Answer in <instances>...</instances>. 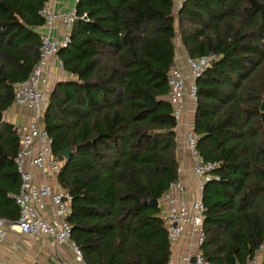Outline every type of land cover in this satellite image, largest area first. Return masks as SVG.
Wrapping results in <instances>:
<instances>
[{
  "label": "trees",
  "instance_id": "16d2710c",
  "mask_svg": "<svg viewBox=\"0 0 264 264\" xmlns=\"http://www.w3.org/2000/svg\"><path fill=\"white\" fill-rule=\"evenodd\" d=\"M48 0H0V112L39 56ZM70 76L50 92L43 125L71 197L67 222L84 264H167L159 201L179 178L178 124L167 101L176 28L186 56L207 58L196 79L198 156L218 164L203 185L204 264H245L264 242V0H79ZM19 135L0 121V219L15 222ZM157 200L158 206L149 204Z\"/></svg>",
  "mask_w": 264,
  "mask_h": 264
},
{
  "label": "built area",
  "instance_id": "2783aa9c",
  "mask_svg": "<svg viewBox=\"0 0 264 264\" xmlns=\"http://www.w3.org/2000/svg\"><path fill=\"white\" fill-rule=\"evenodd\" d=\"M78 1L74 0L75 5ZM184 1L173 0L175 14ZM40 17L43 19L44 28L51 29L59 23L64 28V33L54 38L48 34H40L38 60L29 76L14 87L13 105L30 109L34 115L24 128L16 130L19 135V147L14 164L20 178V187L14 199L19 209V216L13 223L0 219V243L6 240L8 231L15 228L20 234L31 237L47 236L56 245L69 247L75 260L83 263L82 253L72 240L71 228L67 222L70 214V195L61 188L54 189L48 185L37 184L33 175L35 169L55 176L60 171L61 163L52 155V140L42 122L46 109L45 100L49 99L50 95L45 91L48 84L46 68L51 59L58 57L59 50L66 48L70 43V32L78 16L75 7L65 13H56L49 5H45L40 11ZM210 60L186 56L185 62L189 74L185 75L175 66L168 75L167 101L172 107L173 117L178 126L186 112L187 104L192 103L196 106L195 81L209 66ZM59 65L62 67L60 60ZM185 127L184 138L193 163L192 171L202 191L206 183L219 180L214 174L218 164L204 162L198 156L193 122L185 123ZM178 173L180 175V170ZM185 192L186 188L178 178L169 185L159 201L166 223L171 254L174 245L183 238L188 239V253L179 255L177 261L170 256L167 264H204L201 246L205 240L203 229L205 208L201 197L188 201L184 197ZM47 205L51 207L50 215L46 213ZM245 264H264V242L259 246L255 256Z\"/></svg>",
  "mask_w": 264,
  "mask_h": 264
},
{
  "label": "crops",
  "instance_id": "0c3cea01",
  "mask_svg": "<svg viewBox=\"0 0 264 264\" xmlns=\"http://www.w3.org/2000/svg\"><path fill=\"white\" fill-rule=\"evenodd\" d=\"M47 5L56 13H65L75 7L74 0H48ZM39 34H48L51 38L60 37L64 33L61 24L56 23L51 29L43 26L37 29ZM180 43L176 49L175 66L179 67L185 75L189 74L186 66V53ZM47 87L45 91L49 94L54 85L59 81L70 78L59 65L58 57L53 58L46 68ZM3 114L2 120L12 124L16 130L22 129L33 117L34 112L24 107L12 106ZM195 114V105L187 104L186 112L183 115L181 124L176 129L177 136V161L179 164V178L186 188L185 199L193 201L201 197L202 191L196 181L192 171V159L185 144V123H192ZM34 180L39 185H48L54 189L61 188L57 182V176L44 174L38 170H33ZM46 202L48 200L46 199ZM46 213L50 215L51 207L47 205ZM188 253V239L183 238L172 248L171 256L175 261L179 255ZM84 264L78 263L69 247L56 245L47 236L31 237L20 234L15 228L8 231L6 240L0 243V264Z\"/></svg>",
  "mask_w": 264,
  "mask_h": 264
},
{
  "label": "water",
  "instance_id": "95a60500",
  "mask_svg": "<svg viewBox=\"0 0 264 264\" xmlns=\"http://www.w3.org/2000/svg\"><path fill=\"white\" fill-rule=\"evenodd\" d=\"M260 110H261L262 112H264V102H262V105H261V107H260ZM2 117H3V114H2V112H0V121L2 120ZM72 152H73V148H72V147H68V148L62 153V155L58 158V161L63 165L65 162H67V161L70 159ZM149 204H150L151 206H153V207H157V206H158V201H157V200H151V201L149 202ZM193 261H194V260L192 259V262H193Z\"/></svg>",
  "mask_w": 264,
  "mask_h": 264
},
{
  "label": "rangeland",
  "instance_id": "374dc122",
  "mask_svg": "<svg viewBox=\"0 0 264 264\" xmlns=\"http://www.w3.org/2000/svg\"><path fill=\"white\" fill-rule=\"evenodd\" d=\"M175 14V13H174ZM174 26L176 28V39H175V43H176V46H178V43H180V39H179V34H178V29H177V20L175 21L174 23ZM181 47V46H180ZM50 94V93H49ZM48 104V99L45 100V105L47 106Z\"/></svg>",
  "mask_w": 264,
  "mask_h": 264
}]
</instances>
